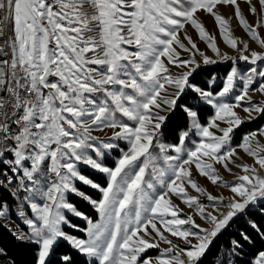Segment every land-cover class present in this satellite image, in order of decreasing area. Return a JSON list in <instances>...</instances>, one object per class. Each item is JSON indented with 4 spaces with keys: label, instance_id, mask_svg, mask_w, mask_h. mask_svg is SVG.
<instances>
[{
    "label": "snow or ice",
    "instance_id": "6c2138e0",
    "mask_svg": "<svg viewBox=\"0 0 264 264\" xmlns=\"http://www.w3.org/2000/svg\"><path fill=\"white\" fill-rule=\"evenodd\" d=\"M0 11V218L17 217L8 230L35 245V264H204L240 220L214 264H236L246 248L249 264H264V126L241 131L264 118V0H0ZM222 61L233 63L213 88L210 66Z\"/></svg>",
    "mask_w": 264,
    "mask_h": 264
},
{
    "label": "trees",
    "instance_id": "16d2710c",
    "mask_svg": "<svg viewBox=\"0 0 264 264\" xmlns=\"http://www.w3.org/2000/svg\"><path fill=\"white\" fill-rule=\"evenodd\" d=\"M231 62L226 64H216L210 66L212 71V77L217 76L221 80L217 82L216 85L212 86L213 88L220 87L222 84V79L225 78L226 73L229 71V65ZM201 80L207 81L208 75L207 73L201 74ZM211 109L208 108L205 110V114H210ZM182 125L183 120L178 115L174 117L172 122L169 124L168 128L166 129V142L168 143H175V135H176V127L177 125ZM264 126V118H258L256 121L249 122L245 124L241 131L248 132L254 131L258 127ZM239 135V133H238ZM89 172V171H87ZM89 174L97 179L102 185L106 184V177L97 172L90 171ZM91 194L95 195L96 198H99V193H96L91 190ZM9 201H12V198H8ZM78 206L81 208L82 211H85L86 214L91 215L94 220L98 219V214L92 209L90 206L84 203H78ZM0 224H4V227H0V249H3L4 255H0V264H35L36 260V248L35 245H29L25 243H21L16 237L10 232L8 229L9 227L0 220ZM83 224V223H82ZM84 226V224H83ZM243 226V221H237L235 224H232L227 230L223 231L217 238L214 239L210 250L207 256L204 259V264H214L215 258L222 253L228 245V242L231 238L236 235V232L241 229ZM256 248H261V242L257 241ZM68 245L66 243H62L60 247L57 249L58 252L67 251ZM252 254L246 248L244 254H241L239 259L237 260L236 264H249V260L252 259ZM77 264H86V258L83 255H78L76 257Z\"/></svg>",
    "mask_w": 264,
    "mask_h": 264
},
{
    "label": "rangeland",
    "instance_id": "374dc122",
    "mask_svg": "<svg viewBox=\"0 0 264 264\" xmlns=\"http://www.w3.org/2000/svg\"><path fill=\"white\" fill-rule=\"evenodd\" d=\"M241 7L242 9L245 10V12L247 11L246 10V6L244 4H241ZM220 12L225 15L226 17H230L232 16V13H233V9L229 6V7H221L220 8ZM198 15L200 16V19L203 21V23L206 25V28L211 32V34H213L214 36L217 37V41L219 43V46L221 47L222 51L224 52H227L229 55H232V56H237V52L235 50H232L230 49L226 44H224L220 38V36L218 35L217 33V29H216V25L214 24V21H213V18L210 16V15H204L203 13H198ZM248 19L251 21L252 20V17L251 16H248ZM231 24H232V27L233 29L235 30V35L238 36V37H243L244 36V32L241 30V28L237 25V21L235 19H232L231 21ZM188 31L191 35H193V38L195 39L196 37V33L189 27L188 28ZM245 39H247V37H245ZM199 47H201L202 49L205 48V45L203 43H200L199 44ZM253 47H256V45H253ZM207 51V54L212 56L214 55L210 49H206ZM230 61H222V62H219L220 64H226V63H229ZM218 63V64H219ZM233 63V62H231ZM236 65L237 66H244V67H247V65L245 64L244 61H239L238 58H237V61H236ZM172 71H178L177 69L173 68ZM214 80H215V83L214 84H210V86H214L217 84V82L219 80H221L219 77L217 76H214L213 77ZM224 79H222L223 81ZM261 99L260 95L259 94H253V100H259ZM239 111V110H238ZM243 115V113H241ZM120 147L125 149L126 150V142H121L120 144ZM119 155L120 153L118 151H113L111 152L107 157L106 159L104 160V163L106 166L108 167H114L115 166V163L116 161L118 160L119 158ZM245 161L249 164L252 163V160L250 158H248L247 156H245ZM158 166H164L163 162L162 161H158ZM85 171H91L89 169H85ZM89 172H87L89 174ZM149 173H151V169H149ZM90 175V174H89ZM104 175V174H103ZM105 176V175H104ZM106 177V176H105ZM226 178L231 182L234 180V177L233 176H230V175H227L226 174ZM107 179V177H106ZM147 180H151L152 177L151 175L149 174L147 177H146ZM202 185H206V181H204L203 179H200L199 181ZM211 190V189H210ZM94 192H96L95 190H92ZM223 191V194L225 196H228L230 195V193L227 191V190H221ZM97 193V192H96ZM94 198H96L95 195H93ZM177 203H179V201H177ZM181 207H184V205H181ZM189 210L187 208H185V212H188ZM98 219H99V216H98ZM97 219V220H98ZM0 220H2L9 228L10 227H14L15 226V223H19V220L17 219V217L13 216L11 218V220H4L2 218H0ZM73 223H77L79 224L80 226L83 227V221L79 220V219H73ZM197 223H201L202 226L204 227H208V225L204 224L203 221L197 219ZM21 227H24L23 225H21ZM66 231H69L71 232L72 234L74 235H78V236H83L84 234L83 233H79L75 230H72V229H65ZM153 254H155L153 252Z\"/></svg>",
    "mask_w": 264,
    "mask_h": 264
},
{
    "label": "built area",
    "instance_id": "2783aa9c",
    "mask_svg": "<svg viewBox=\"0 0 264 264\" xmlns=\"http://www.w3.org/2000/svg\"><path fill=\"white\" fill-rule=\"evenodd\" d=\"M3 16H4V12L0 11V19H3ZM4 28H5V36L3 39L10 40L11 39V21L6 22L4 25Z\"/></svg>",
    "mask_w": 264,
    "mask_h": 264
}]
</instances>
